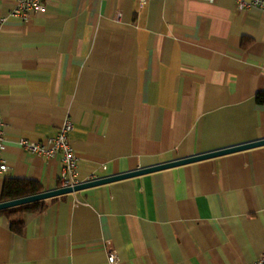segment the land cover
<instances>
[{
	"label": "crops",
	"instance_id": "crops-1",
	"mask_svg": "<svg viewBox=\"0 0 264 264\" xmlns=\"http://www.w3.org/2000/svg\"><path fill=\"white\" fill-rule=\"evenodd\" d=\"M0 0L7 178L60 188L62 161L23 150L69 117L78 182L264 139V12L234 0ZM0 264H252L264 252V146L45 200Z\"/></svg>",
	"mask_w": 264,
	"mask_h": 264
},
{
	"label": "built area",
	"instance_id": "built-area-1",
	"mask_svg": "<svg viewBox=\"0 0 264 264\" xmlns=\"http://www.w3.org/2000/svg\"><path fill=\"white\" fill-rule=\"evenodd\" d=\"M143 4L149 0H140ZM215 1V0H207ZM238 10L243 11L249 8H258L264 12V0H234ZM35 12H46L45 0H16V5L11 15L27 21ZM5 128L6 122L0 112V176L8 170V165L2 158V152L5 146ZM74 129V124L69 117H66L60 126L57 134L45 140L34 141L25 137L18 139L20 147L26 152L37 154L45 158H54L59 156L62 161V170L60 175V187L74 186L78 182V156L71 144L70 134ZM108 262L117 264L119 258L109 245ZM252 264H264V252Z\"/></svg>",
	"mask_w": 264,
	"mask_h": 264
},
{
	"label": "water",
	"instance_id": "water-1",
	"mask_svg": "<svg viewBox=\"0 0 264 264\" xmlns=\"http://www.w3.org/2000/svg\"><path fill=\"white\" fill-rule=\"evenodd\" d=\"M261 146H264V139L245 143V144H240L236 146H231L228 148H224V149H220V150H216L212 152L198 154V155L190 156L187 158L173 160L170 162L158 164V165L151 166V167L139 168V169L121 173V174L106 176L103 178H97L94 180L77 183L74 186L60 187L55 190L43 191L37 194H33V195H29V196H25V197L13 199V200L1 201L0 211L8 209V208L16 207V206L33 203V202L48 200L54 197L81 191L87 188H91V187L106 184V183H111V182L118 181V180L128 179V178H132V177H136L140 175H145L148 173L170 169V168H174V167H178V166H182V165H186V164H190V163H194V162H198V161H202L206 159H211V158H215V157H219V156H223V155H227L231 153H236L239 151H244V150H248V149H252L256 147H261Z\"/></svg>",
	"mask_w": 264,
	"mask_h": 264
},
{
	"label": "trees",
	"instance_id": "trees-1",
	"mask_svg": "<svg viewBox=\"0 0 264 264\" xmlns=\"http://www.w3.org/2000/svg\"><path fill=\"white\" fill-rule=\"evenodd\" d=\"M256 101L264 105V91L258 92ZM43 192L42 186L33 180L7 178L3 183L1 200L8 201ZM45 200L16 206L0 211L10 221L11 230L14 233L22 234L25 226L23 215L28 212H38L44 208Z\"/></svg>",
	"mask_w": 264,
	"mask_h": 264
}]
</instances>
